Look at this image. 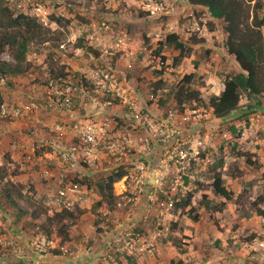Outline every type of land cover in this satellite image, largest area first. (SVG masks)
Here are the masks:
<instances>
[{"label": "rangeland", "instance_id": "rangeland-1", "mask_svg": "<svg viewBox=\"0 0 264 264\" xmlns=\"http://www.w3.org/2000/svg\"><path fill=\"white\" fill-rule=\"evenodd\" d=\"M4 1L13 15L24 13L33 17L46 30L45 42L34 41L29 45L27 60L34 66L21 77L20 85L32 89L26 90L31 95L12 107H20L42 97L39 87L49 79L51 67L54 72L77 76L83 85L87 107L76 105L72 110L74 113L83 116L96 103V108L103 110L98 117L85 119L94 121L99 127L108 126L110 134L119 131L111 140L116 156L100 147L96 160L99 165L83 170L79 168L83 172L76 173L65 169L59 151L45 146V140L53 134L55 124L51 125L56 117L54 112L58 110L29 113L39 114L36 122L39 131H32L34 142L29 141L30 132L23 129L24 125L1 124L0 264L33 262L38 253L29 247L30 240L42 242L41 237L47 240L44 243L48 260L49 255L58 257L60 247H63L70 258L90 261V264H129L124 258L128 252L137 257L135 264H264V245L260 244L264 242V217L256 212L257 207L264 209V97L248 113L245 107H252L256 102L244 98L237 111L216 120L205 106L196 101L177 104L173 94L182 77L192 74L191 81L183 86L199 91V99L206 103L210 96L220 93L226 75L239 71L234 59L227 54L224 22H211L203 10L197 9L194 16H197L200 30L191 26L185 31L186 35L182 33L180 41L186 47L191 37L203 42L194 46L190 59H182L176 65L173 59L179 52L165 42V37L174 34L175 26L179 31L177 26L187 20L183 16L179 20L175 12L170 15L165 9L151 14V7L163 4L162 0ZM18 4L22 5L21 8ZM52 17L71 23L58 25ZM101 23L113 31H126L132 39L143 42L146 51L136 50L127 55L118 53L110 57L102 56L100 48L97 57L90 58L75 50L79 40L92 33V25ZM211 24L215 30L211 29ZM262 33L264 37V26ZM85 41L93 47L90 40ZM162 57L165 58L163 66L160 65ZM3 58L12 61L9 51ZM96 69L113 75L122 98L102 90L97 92L86 82V74ZM162 69L166 73L165 78L158 80ZM7 87L2 88L6 97L7 91L15 88ZM191 109H200L196 115L204 114L202 110H205L206 117L190 116ZM136 110L143 115L148 114L150 120L163 122L165 127H172L166 121H174V125L185 126L187 130L182 137L169 139L163 151L152 145L153 154L144 157L143 172L147 175L148 186L153 183V171L164 166L167 179L162 192L152 189V192H144L141 196L131 194L124 177L113 184L115 194L111 199L100 194L97 184L115 173H139L136 167L143 161H135L133 150L131 154L128 152L139 148V138H135L130 148L126 147L123 139L127 116ZM185 113L189 117L187 123L182 121ZM197 122L200 128L197 124L189 127ZM58 124L66 126L65 122L58 121ZM17 145L28 146V152L21 149L16 161L12 157L17 153ZM46 151L48 157L44 156ZM29 154L31 158L28 160ZM247 158L254 164H247ZM126 159L132 160L134 165L127 166L129 162ZM46 169L48 177L44 175ZM216 173L221 175L223 186L233 193V200L226 201L213 192ZM75 175H81V185L86 190L74 197L68 195L67 200V197L59 199L60 185H65L67 177ZM6 186L13 187L16 203L26 211V215L20 216L17 209L8 204L2 191ZM243 189L249 191V196L238 204L235 201ZM190 193H193L190 207L194 208L191 215L180 207L182 199ZM169 197L171 208L159 206L167 203ZM65 201L73 203L70 210L65 209ZM64 211L77 216L74 224H69L71 219L60 222L54 217ZM193 215L197 216L196 221ZM156 233L159 236L151 238ZM137 235L144 241L138 242ZM224 242L227 245L224 246Z\"/></svg>", "mask_w": 264, "mask_h": 264}, {"label": "trees", "instance_id": "trees-1", "mask_svg": "<svg viewBox=\"0 0 264 264\" xmlns=\"http://www.w3.org/2000/svg\"><path fill=\"white\" fill-rule=\"evenodd\" d=\"M192 7L207 11L213 22L223 21L224 32L226 33L225 47L227 54L236 62L239 71L233 75H226L222 80V89L218 95H212L208 101L204 103L199 99V91L190 90L183 85L189 83L192 74L184 75L175 94V101L181 105L183 102L196 101L205 106L211 113V116L218 119H223L237 111L244 98L255 100V105L246 106L245 112L252 111L259 104V100L264 97V37L262 27L264 26V1L263 0H182ZM253 2V4H251ZM197 17V16H196ZM52 20L58 24H70L69 20L63 18H54ZM211 29L215 27L211 24ZM46 30L33 17L24 13L13 15L4 0H0V83L8 77H16L26 74L32 64L27 60L29 53V45L34 41L40 43L45 42L44 34ZM165 42L174 46L179 54L173 59L177 65L182 59H190L194 53V46L199 45L203 40H196L194 37L189 39V44L186 47L178 41V36L170 34L165 37ZM162 43L159 42V47ZM75 50L83 52L85 57H97L98 49L88 46L85 38L82 37L74 46ZM160 49V48H159ZM9 51L12 61H6L3 55ZM162 62L165 58H161ZM163 70V69H162ZM49 77L65 75L60 72H54L49 68ZM67 74V73H66ZM4 104L3 95L0 90V109ZM0 120H5L0 117ZM246 163L253 165L249 158ZM123 177V173H116L109 176L106 180L100 181L97 184L101 195H107L108 198L114 197L113 184ZM3 176L0 172V181ZM213 192L224 198L226 201L233 200V193L228 191L223 186V179L219 173H216L213 178ZM12 186H6L2 189L8 204L17 209L20 216L26 215V211L21 209L12 192ZM249 196V191L243 189L236 203L242 204ZM193 193H190L182 199L180 207H183L187 214L191 215L194 208L190 207V202ZM252 206L257 207L256 203ZM258 215L264 217V209L256 208ZM36 218V215H33ZM59 221L71 219L69 224H74L77 216L70 212L56 213L55 216ZM193 220H197V216H192ZM51 222V219H47ZM68 225L64 224L66 227ZM66 241H63V243ZM124 258L129 264H135V257L129 254H124Z\"/></svg>", "mask_w": 264, "mask_h": 264}, {"label": "built area", "instance_id": "built-area-1", "mask_svg": "<svg viewBox=\"0 0 264 264\" xmlns=\"http://www.w3.org/2000/svg\"><path fill=\"white\" fill-rule=\"evenodd\" d=\"M21 6V4H18V8H21ZM165 8L166 6L162 3L154 4V6L151 7L150 12L151 14H155L156 11H162ZM88 40H90L89 44H91L93 48L98 50L101 48L99 51L103 54L102 56L110 57H114L118 53H124L131 42L130 36L126 31H113L105 25V23H101L100 25L93 24L92 33L90 34ZM141 51H146V47H143ZM160 65L163 66V62H160ZM85 78L86 82L88 81L97 92L102 90L105 93H110L122 98L123 94L117 88V80H115L113 75H109L108 73H104L101 70L96 69ZM39 88L41 90V99H32L20 107H10L9 105L3 104L0 109V117L13 121L21 116L28 115L33 112L40 113L42 111L49 112L52 110H58L61 112L64 111V113H71L77 104L87 107L83 85L80 79L75 75L65 74L56 77H49L45 85L43 87L40 86ZM125 101L129 103L127 98ZM95 104H93L91 108L92 110H98V115L103 108L97 109ZM191 110L192 111L189 112V115L195 117L198 113L197 110L200 109ZM202 111L204 112L202 115L206 117L207 112L205 110ZM186 115L187 114L185 113L182 116V121L187 123L189 121V117ZM202 115L200 112L196 115V117H201ZM127 121V127L125 128L126 132L123 137L126 147L130 148L135 138H139V148L130 149L128 152L131 154L133 150V157H136L135 161L137 159H141L143 161H141L140 165H137L136 167L139 173L134 174L130 172L128 175L123 174L121 179L125 177L124 183H126L127 187L131 188V194L141 196L144 192H152V189L156 192H162L165 187V179H167L164 166H161L162 169L153 171V183H151L152 185H149L151 186L149 187L147 175L143 172L145 170L144 163L146 162L144 157L153 154L152 145L158 147V150L163 151L165 149V145L169 144V139L182 137L187 128H185V126L178 127L176 124L174 125V121H166V123H170V126L172 127H165L163 122L158 123L150 120L148 118V114L143 115L141 111L137 110L135 113L132 112L129 116H127ZM196 124L199 127L198 122L189 127L193 128ZM108 128V126L99 127L94 123V121L89 120L85 123L78 122L71 127L57 124L52 129V136L49 140L48 138L45 140V146H49L53 150L61 153L62 163L67 171L81 173L85 167L90 168L97 167L99 165L96 160L98 159L97 153L100 147L107 149L110 155L116 156L117 153L113 151V144H111V140L117 136L119 130H117L114 134H110V129ZM31 154L27 157L28 160L31 158ZM44 156L48 157V151L44 153ZM38 159L41 160V157ZM129 159H126L129 162L127 163V166L134 165L132 160ZM79 168L82 170H78ZM124 169L127 170V167ZM44 175L46 177L49 176V171L47 169L44 171ZM80 176L75 175L73 177H67L66 184L62 186L60 185L57 193L59 199L67 197V200L69 198L68 195L70 197H74L75 195L82 193V191L84 193L86 188L81 185L82 179ZM146 188L150 189L146 190ZM125 190L127 191V188ZM72 204V202L65 201V209L70 210ZM159 206L165 207L166 209L171 208L172 201L170 197L168 198L167 203H160ZM145 220L144 222L146 223ZM157 236H159V233L154 234L151 238L155 239ZM136 237L138 242L144 241V239L138 237V235ZM30 241L31 243L29 244V247L37 251L38 257L33 262L22 264H82V261H75L70 258V256H67V249L63 247H60L61 253L58 257L49 255L50 259L48 260V254L45 248L46 245L44 243L47 241L45 237H41L40 241L42 242H37L36 239ZM129 254L131 255V253ZM86 264L90 263L86 262Z\"/></svg>", "mask_w": 264, "mask_h": 264}, {"label": "crops", "instance_id": "crops-1", "mask_svg": "<svg viewBox=\"0 0 264 264\" xmlns=\"http://www.w3.org/2000/svg\"><path fill=\"white\" fill-rule=\"evenodd\" d=\"M162 2H163V5L164 6H166V8H165V10L168 12V13H170V15H171V13L173 14V12H175L176 14V16H177V18L180 20V16H183L184 18H186V22H183V24L181 23V25L179 24L178 26H177V28H179V31H177L176 30V26L174 27L175 29H174V34L175 35H177L178 36V41L179 42H181L180 41V37H183V32H184V34L186 35V33H185V31L186 30H189V28H191V26H195V28H197L196 30L198 31V30H200L199 29V25L197 24V19H196V17L194 16V10L196 9L195 7H192V6H190L189 4H187L185 1H182V0H162ZM178 5H177V4ZM174 4H176V5H174ZM148 10V9H147ZM205 16H206V18L208 19V20H210L211 22H213L212 20H211V18H210V16H209V14H208V12L207 11H205ZM174 17V16H173ZM200 22H202V19H198ZM191 21H192V23H191ZM179 32H181V33H179ZM200 33H201V36L202 37H204V34H203V31H200ZM150 34V33H149ZM172 34V33H171ZM149 35L147 34V37H148ZM90 37V34H88L87 36H85L84 38H85V40H88V38ZM130 40L132 41V42H130V44L128 45V47H127V49L125 50V52H124V54L123 55H127V54H129V53H133L134 51H139V50H141L142 48H143V42L142 43H140V41H136L135 39H132L131 37H130ZM153 40V39H152ZM205 40L208 42V38H205ZM182 43V42H181ZM136 51V52H137ZM28 57V56H27ZM90 58H91V56H90ZM31 62V61H30ZM31 64H32V68L30 69V70H32L33 69V66H34V63H32L31 62ZM29 70V71H30ZM28 71V72H29ZM93 71V70H92ZM92 71H90L88 74H86V77H88L90 74H91V72ZM165 74L166 73H164V71L163 70H160V72L158 73V77H157V79L158 80H163L162 78H165ZM23 75H20V76H16V77H8V78H6L5 80H6V82H1V84H0V90H1V93H2V95H3V99H4V104H6V105H9L10 107H12L13 106V104L14 103H18V104H21V102L22 101H24V99L26 98V97H29L30 95H31V93H30V91H26V90H32V89H30L29 87H27L26 85H20V82L22 81V77ZM12 86V87H15V88H13V90H8L7 91V97L6 96H4V94H3V91H2V88L3 89H7L8 87L7 86ZM14 89H17V90H14ZM39 91L41 92V90H40V88H39ZM9 92V93H8ZM41 98V97H40ZM39 98V99H40ZM6 99H7V101H6ZM13 99H15L16 101L14 102V100ZM9 101V102H8ZM21 101V102H20ZM7 102V103H6ZM11 103V104H10ZM77 105H79V106H81L80 104H77ZM53 111H55V110H53ZM97 112H98V110H92V108L90 109V110H88V111H85V114H83V116H79V114L78 113H74V112H71V113H64L63 114V112L62 113H60V111H55L54 113H55V115H56V117H54V123H52V125H51V127L55 124V125H57L58 124V121L59 122H65L66 123V126L67 127H71V126H73L74 124H75V122L76 121H79V122H86L87 120V118H91L92 116H94V117H98L97 116ZM51 113H53V112H50V114ZM38 115L39 114H35V115H31V114H29V115H24V116H21L20 118H18V119H15V120H13V121H10L9 119H5V120H0V127H1V124L2 123H9V124H13V125H15L14 127H16V126H21V125H24V127H23V129L25 128L28 132H30V135H29V137H31V138H29L30 140L29 141H36V140H34V139H32V131L33 132H36V129H37V132L39 131L38 129H39V125H37L36 124V122L38 121V119L39 118H37L38 117ZM86 118V119H85ZM93 119V118H92ZM220 120V119H219ZM14 121H17V122H14ZM39 122H41V121H39ZM41 124H43V122L41 123ZM44 125V124H43ZM54 125V126H55ZM12 129H14L13 127H12ZM35 134V133H34ZM10 135H12V134H10ZM36 139V138H35ZM28 147V146H27ZM27 147H24L23 145L22 146H18L17 145V153L16 154H13V157H12V159L14 158V160H16L17 161V158H19V154H21V149H22V151L24 152H28L27 151ZM24 148H26L25 150H23ZM260 244H262V245H264V242H260ZM223 245L225 246V245H227V242H224L223 243ZM97 251V250H96ZM87 254V253H86ZM137 258V257H136ZM135 258V262H136V259ZM87 259V258H86ZM86 262H88V263H90V261H86ZM86 262H82V264L84 263V264H86Z\"/></svg>", "mask_w": 264, "mask_h": 264}]
</instances>
